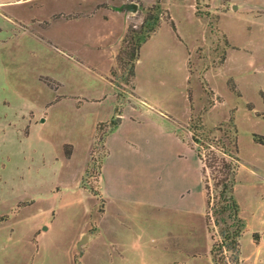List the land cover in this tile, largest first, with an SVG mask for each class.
<instances>
[{
    "label": "rangeland",
    "instance_id": "obj_1",
    "mask_svg": "<svg viewBox=\"0 0 264 264\" xmlns=\"http://www.w3.org/2000/svg\"><path fill=\"white\" fill-rule=\"evenodd\" d=\"M7 1L12 6L0 7V264H215L216 242L222 264L232 261L220 245V227L206 222L198 159L202 183L195 213H176L151 201L123 203L97 187L111 125L98 128L90 148L92 124L112 113L114 99L87 68L97 58L88 34L106 31L101 15L87 18L116 9L135 31L153 17L140 38L147 28L158 25L155 34L167 24L179 41L172 54L185 57L184 65L176 69V61L172 71L169 59L160 57L155 61L161 79L144 85L151 103L169 108L159 117L190 148L194 120L201 119L211 144L224 139L233 120L239 158L235 196L246 226L240 261L264 264V144L258 142L264 137V0H34L22 6ZM169 27L156 43L171 46ZM128 68L116 63L111 71L116 107L144 112ZM140 74L145 80L147 68ZM169 88L173 94L166 95ZM104 95L101 103L92 100ZM117 213L127 216L129 231L121 247L113 248L109 215Z\"/></svg>",
    "mask_w": 264,
    "mask_h": 264
},
{
    "label": "crops",
    "instance_id": "obj_2",
    "mask_svg": "<svg viewBox=\"0 0 264 264\" xmlns=\"http://www.w3.org/2000/svg\"><path fill=\"white\" fill-rule=\"evenodd\" d=\"M28 1V3H24L27 1L15 0L16 3L14 2L13 6L30 4L34 0ZM7 2V0H0V7L6 10L12 6ZM18 2H22V4ZM98 15H101L100 18L106 26V31L88 34L87 43L93 40L92 48H94L97 58L91 64L89 63L87 68L109 88L114 101L113 111L106 119L93 121L90 148L93 144L97 123L107 122L114 118L116 125L103 143L107 154L102 161L97 187L101 194L103 191H107L109 196L120 202L123 201V203L141 205L151 201L156 202L157 205L164 204L167 209L176 213H184V215L195 213L198 205L197 192L200 183H202L198 170V156L195 150L179 137L173 125L159 117L161 111L166 110L167 107L161 105L160 102L151 103L144 85L145 82L147 86H151L156 84V79H161L156 76L158 71L156 59L168 58V68H172V71L176 61L178 62L176 69H179L181 64L184 65L185 57L181 58L178 54H172L174 50L175 52L179 51V41L175 40L174 35L171 34V28L167 24H162L159 31L143 43L139 59L135 64L132 91L136 99L146 106V110L143 112L130 105H125L120 109V113L116 114L117 102L113 84L109 78L111 70L116 66V55L127 32L128 22L125 12L117 9L107 10L105 15L95 14L87 19L91 20ZM164 27H169L167 40L172 41L175 46L171 43V46L164 47L165 45L156 43V39L159 40L161 37L159 32H162ZM176 27L178 29L177 25ZM13 30H15L14 27ZM178 32L180 33L179 30ZM150 45V51L154 52L153 55L148 56L147 50ZM190 51H193V48L190 47ZM167 53L170 57L166 56ZM79 61L81 64L83 63V60L79 59ZM143 67L147 68L145 80L140 74ZM169 77V72H167V80L170 79ZM170 83L172 85L171 80ZM165 90L167 91L166 95L173 94V88ZM105 98L106 95L100 99L92 100L101 103ZM117 116H119V120H117ZM109 223V231L113 233L110 235L114 243L112 247H121L122 236L129 231L126 227L128 226L127 216L120 213L115 216L109 215ZM167 230L171 229L167 228Z\"/></svg>",
    "mask_w": 264,
    "mask_h": 264
},
{
    "label": "trees",
    "instance_id": "obj_3",
    "mask_svg": "<svg viewBox=\"0 0 264 264\" xmlns=\"http://www.w3.org/2000/svg\"><path fill=\"white\" fill-rule=\"evenodd\" d=\"M152 19V16L146 17L144 19V23ZM144 23L141 25L139 31L132 30L131 27H128L122 40L121 49L116 56V63H122L124 66H129V79L134 78L135 64L139 59V52L142 44L151 36V34L155 32L158 27L157 25L156 27L147 28L145 36L140 38L139 36L143 34L142 29L144 28ZM125 50L128 51L124 52ZM123 53L126 55V59L122 58L121 54ZM112 73L113 72H111V74ZM120 109L121 108L116 107L115 113L119 114L121 111ZM113 121L111 120L109 122L97 123L95 127V135L97 134L98 128L105 124L111 125V133L116 125V122ZM230 124L232 130L227 133L224 131V139L218 140L217 142L213 141L212 144L210 143V138L208 137L210 132L205 130L201 119L194 120L190 129L192 132V149L195 150L198 159L203 164V182L207 196L206 222L209 227L212 223L215 227H220V235L223 238V241L220 244L222 250L226 249V251L232 253V261L224 263L241 264L239 239L242 237L246 226L241 218V208L235 196L239 158L234 154V152L238 154V132L233 120H231ZM255 137L257 138V136ZM258 138H260L258 142L264 144V137ZM203 149H207V152H204ZM92 152L93 147L90 153L91 160ZM106 154L107 153L105 152V156ZM64 155L65 158H70L71 151L65 152ZM91 193L96 196L98 195V193L94 191H91ZM224 215H227V217H224ZM256 235L257 234H255V236ZM217 247H219L218 242L214 244L212 250L213 262L215 264H222L215 251Z\"/></svg>",
    "mask_w": 264,
    "mask_h": 264
},
{
    "label": "water",
    "instance_id": "obj_4",
    "mask_svg": "<svg viewBox=\"0 0 264 264\" xmlns=\"http://www.w3.org/2000/svg\"><path fill=\"white\" fill-rule=\"evenodd\" d=\"M127 9L130 10V11H134L135 10V7L133 5H131V4H129L127 6ZM117 120H119V118Z\"/></svg>",
    "mask_w": 264,
    "mask_h": 264
}]
</instances>
